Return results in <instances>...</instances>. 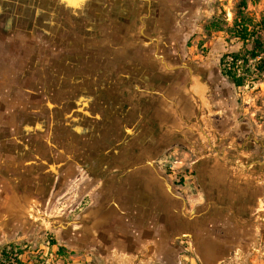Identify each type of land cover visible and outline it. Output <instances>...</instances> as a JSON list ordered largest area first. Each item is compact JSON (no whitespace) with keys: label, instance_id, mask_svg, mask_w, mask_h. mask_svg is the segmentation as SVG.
Here are the masks:
<instances>
[{"label":"rangeland","instance_id":"374dc122","mask_svg":"<svg viewBox=\"0 0 264 264\" xmlns=\"http://www.w3.org/2000/svg\"><path fill=\"white\" fill-rule=\"evenodd\" d=\"M240 12L260 25L264 0H0V264H73L92 224L97 244L165 230L174 264H200V180L264 192V75L232 34ZM256 218L240 230L264 239V200ZM233 250L264 264V241Z\"/></svg>","mask_w":264,"mask_h":264},{"label":"crops","instance_id":"0c3cea01","mask_svg":"<svg viewBox=\"0 0 264 264\" xmlns=\"http://www.w3.org/2000/svg\"><path fill=\"white\" fill-rule=\"evenodd\" d=\"M243 176L249 178L247 175ZM229 177L211 175L207 185L204 184V180H200L203 185L199 193L200 223L193 241L196 259L200 264H227L237 261L242 256L233 252V247L256 246L264 241L258 238L256 233L255 237H245L241 231L244 226L254 232L262 230L263 225L256 218L264 200L261 177L255 179L250 176L249 190H243L236 184H223L222 180ZM94 213H89L90 219ZM96 213L101 218L106 217L108 221L112 213L111 204L105 208H98ZM245 214L248 215L247 219ZM142 226L133 233L132 229L124 225L121 228V238L107 237L99 244L94 241L97 232L92 233L96 230L93 224L90 225V229H84L83 236L78 237L73 232V245H81L83 241L85 250L82 256H75L73 264H174L182 261L181 256L172 249L170 236L165 233L164 228L163 233L156 234L154 227L150 228L144 224ZM234 233L236 237L227 238L228 234L234 236ZM93 249L100 251L95 254Z\"/></svg>","mask_w":264,"mask_h":264},{"label":"trees","instance_id":"16d2710c","mask_svg":"<svg viewBox=\"0 0 264 264\" xmlns=\"http://www.w3.org/2000/svg\"><path fill=\"white\" fill-rule=\"evenodd\" d=\"M243 6H245V4H243ZM210 27L211 29L214 30L222 29V27L215 22H213L210 25ZM261 27L264 28V22L260 23L259 25L252 18L240 12V14L236 16L231 30L234 37L238 38L240 41L244 43L249 42L251 40L253 41V48L249 52V55L251 60H256L255 69L257 74L264 75V57L260 56V51L264 49L262 34H261L264 29H261ZM240 56L241 55L239 54H231L229 57L231 59L230 66L228 67V69H225L224 71L225 74L232 80V82L236 87L245 86L247 81V77L242 75L239 70L238 63L241 61ZM225 61L226 58L222 60L223 64H225ZM60 111L61 110L56 105L53 106V112H60ZM48 118H47V122H49ZM57 123L59 124V122ZM59 252H63V249L62 248L59 249ZM14 263L23 264L19 259H14Z\"/></svg>","mask_w":264,"mask_h":264},{"label":"built area","instance_id":"2783aa9c","mask_svg":"<svg viewBox=\"0 0 264 264\" xmlns=\"http://www.w3.org/2000/svg\"><path fill=\"white\" fill-rule=\"evenodd\" d=\"M176 165L181 166V165H184V163L180 161V162H176V163H174V167H175ZM171 168H173V166H172ZM188 172H189V173L191 172L190 168H189ZM188 172L182 174L181 179H184V181H185V180L189 177V173H188Z\"/></svg>","mask_w":264,"mask_h":264}]
</instances>
